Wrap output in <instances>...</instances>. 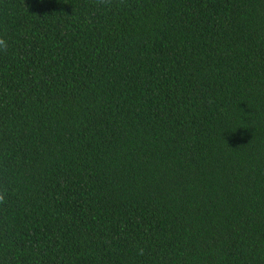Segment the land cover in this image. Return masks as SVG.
I'll list each match as a JSON object with an SVG mask.
<instances>
[{
	"label": "trees",
	"instance_id": "16d2710c",
	"mask_svg": "<svg viewBox=\"0 0 264 264\" xmlns=\"http://www.w3.org/2000/svg\"><path fill=\"white\" fill-rule=\"evenodd\" d=\"M0 264H264V0H0Z\"/></svg>",
	"mask_w": 264,
	"mask_h": 264
},
{
	"label": "clouds",
	"instance_id": "9594fccd",
	"mask_svg": "<svg viewBox=\"0 0 264 264\" xmlns=\"http://www.w3.org/2000/svg\"><path fill=\"white\" fill-rule=\"evenodd\" d=\"M9 42L8 40L0 35V53H4L8 51ZM5 200V193L0 192V202H3Z\"/></svg>",
	"mask_w": 264,
	"mask_h": 264
}]
</instances>
